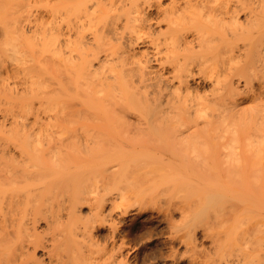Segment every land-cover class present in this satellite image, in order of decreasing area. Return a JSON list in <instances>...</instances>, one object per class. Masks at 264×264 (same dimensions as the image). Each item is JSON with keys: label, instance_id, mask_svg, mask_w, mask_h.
Masks as SVG:
<instances>
[{"label": "rangeland", "instance_id": "rangeland-1", "mask_svg": "<svg viewBox=\"0 0 264 264\" xmlns=\"http://www.w3.org/2000/svg\"><path fill=\"white\" fill-rule=\"evenodd\" d=\"M55 10V0H0V140L13 135L17 124H32L37 118L36 129L33 126L31 133L38 132L43 138V150L33 146L36 138L31 135L35 140L33 147L29 141L18 142L23 150H31L28 153L39 164L34 162L36 176L25 179L27 184L20 180L10 187L19 194L16 198L25 200L21 205L27 214L31 208L40 211L36 212L39 218L33 216L39 219L42 240L48 245L54 243L55 248L71 250L74 255L81 246L86 248L85 256L76 257L78 264H111L112 256L122 258L123 264H229L231 259L238 263L241 260L240 264H264V205L248 199L251 195L257 198L264 189V140L252 135L257 124L252 119L256 125L246 123V119L244 123L238 122L240 117L235 116V123L234 118L223 125L221 122V129L213 123L216 133L209 127L206 132L204 121L211 112L212 117L219 112L209 108L204 112V121L199 122L202 131L180 138L171 137L174 132L170 134L167 129L160 131V135L154 129L126 134L128 126L115 121L60 120L61 110L71 100L63 102L58 96L44 98L42 94L43 85L51 88L57 73L51 63L57 61L59 52L46 24ZM243 16H239L241 21ZM109 20L108 15L100 16L91 28L97 27L99 36ZM122 24L119 22V30L126 33L130 27ZM249 29L253 35L258 34ZM211 32L217 35L216 31ZM243 33L239 31L235 37L226 35L228 39L211 41L204 47L202 57L209 58L206 69L229 62L242 67L245 55L234 62L217 53L212 56V51L225 43H242L239 38ZM87 37L95 47L92 33L87 32ZM99 39L102 46L107 45L104 36ZM44 58L49 65L47 71L43 69ZM244 66L243 70L250 68L249 64ZM95 67L97 72L107 70V65L95 63ZM211 83L191 82V91L203 95ZM237 87L242 88V84ZM238 95L242 97L241 102L237 96L238 110L247 107V116L255 101L251 94ZM224 127L228 130L223 131ZM193 129L192 126L194 132ZM49 133L55 134L52 140H60L55 141L57 147L53 152L44 142ZM31 147L39 151H32ZM171 148L174 155L166 152ZM24 157L18 155L17 159ZM19 161L14 163L19 173L34 169ZM178 163L180 168H172ZM126 185H141L140 194L128 200H115L114 205L113 197L122 187L128 189ZM97 199L104 200L100 216L94 213ZM83 226L89 229L91 238L87 247L81 241ZM37 251L35 256L41 254L40 249Z\"/></svg>", "mask_w": 264, "mask_h": 264}, {"label": "bare ground", "instance_id": "bare-ground-1", "mask_svg": "<svg viewBox=\"0 0 264 264\" xmlns=\"http://www.w3.org/2000/svg\"><path fill=\"white\" fill-rule=\"evenodd\" d=\"M55 5L56 10L46 24L49 26L47 32L54 36L59 52L57 61L51 63L57 73L51 88L47 84L43 85L42 94L44 98L58 96L63 102L67 98L71 100V104L61 110L60 120L115 121L128 126L126 134L130 135L153 129L159 134L167 129L170 134L174 132L171 137L184 138L202 131L201 128L199 130V122L206 118L204 112L209 108H217L219 112L215 109L217 113L214 117L211 116L212 112H208L211 117L207 115L208 120L202 123L203 130L206 127V132L209 131V127L216 133L213 123H217L220 128L219 123L223 122V125L225 121L232 122L236 116L243 118H237L238 122L243 120L244 123L246 119L248 124H257L253 134L251 129L248 133L264 140V0H168L165 3L162 0H55ZM240 14L245 15L244 21L239 19ZM103 15H108L110 20L98 36L97 27H91L96 26L97 19ZM121 21V26L130 27L126 33L119 30L118 24ZM43 28L46 31V27ZM249 28L255 29L259 35H253ZM212 30L216 31V36L212 34ZM239 31L244 32L239 38L242 43H225L217 50L213 48L212 56L217 53L237 62L245 55L242 67L229 62L207 70L209 58H203L201 50L211 41L228 39L226 35L235 37ZM87 32L92 33L95 47L92 42L87 41ZM103 36L106 46H102V40L99 39ZM95 63L99 66L107 65V70L97 72ZM248 64L250 68L243 70V66ZM48 66L44 58V71L48 70ZM191 82H212V88L209 87L210 90L208 88V92H203V95H195L191 91ZM239 83L242 84L240 89L237 87ZM242 92L251 94L252 101H255L254 106H249L254 115L250 111L248 117L244 115L247 107H241L242 111L238 110L240 107L237 96L244 95ZM240 98L242 97L239 96L241 101ZM236 120L234 118L232 123ZM37 121L35 118L32 124L27 122L28 126L25 122H21V127L17 124L13 135L0 140V186L3 187L0 190V264H78L76 257H82L84 253L86 255V248L82 249L81 246L77 250V254H80L74 255L71 250L55 248L54 243L48 245L47 241H43L37 226L40 217L37 213L40 211L31 208V213L27 214V209L23 207L25 200L22 197L19 199L20 196L16 198L19 194L13 193V188L10 187L16 186L17 181H28L33 174L36 176L34 172L37 168L35 169L34 164L37 165V161L28 153L30 149L23 150L18 142L29 141L31 145L36 138L33 146H41L38 149L43 150V138L41 140L38 132L33 134L32 127L36 129ZM192 126L194 132L191 130ZM226 128L228 127H224L223 131H227ZM30 135L34 136L33 140ZM54 136V133H49L44 139L50 152L57 147L56 140L51 139ZM165 145L167 148L168 145ZM16 148H21L17 155ZM33 149L35 148L32 151ZM263 149L264 147L261 148V154ZM166 152L174 155L175 150L171 148ZM18 155L20 158L28 156L30 160L24 157L19 161ZM18 161L27 163L28 168L34 166V169L19 173L14 166ZM179 163L177 166L176 163L173 164L172 168H178ZM24 183L27 184L26 181ZM133 185H126L128 189L122 187L124 191L120 188L122 191L119 189L120 192H116L112 203L116 205L115 200H128L138 196L141 185H136L135 188ZM142 188L144 190V186ZM8 190L14 195L5 194ZM248 199L264 205V189L257 198L251 195ZM97 200L94 213L100 216L104 200ZM33 215H38V218ZM88 230L83 226L81 231V241L85 247L91 243ZM52 236L54 241L55 236ZM37 249L41 250L40 255L46 261L40 255L35 256ZM123 261L122 258L112 256L110 263L123 264ZM230 262L228 263L240 264L241 260L239 263L235 260L236 263Z\"/></svg>", "mask_w": 264, "mask_h": 264}]
</instances>
